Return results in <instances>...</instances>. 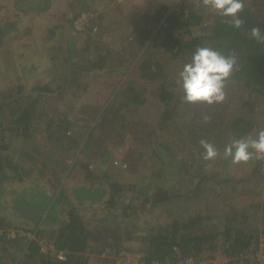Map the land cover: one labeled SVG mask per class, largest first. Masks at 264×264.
I'll list each match as a JSON object with an SVG mask.
<instances>
[{
    "label": "trees",
    "instance_id": "trees-1",
    "mask_svg": "<svg viewBox=\"0 0 264 264\" xmlns=\"http://www.w3.org/2000/svg\"><path fill=\"white\" fill-rule=\"evenodd\" d=\"M15 2L19 12L28 15L35 21L37 16L48 9L51 0H15ZM79 3L88 9L84 1ZM151 6L152 4L145 6L144 9L150 8L143 12L142 16L136 19L134 17L133 20L129 18L128 22L131 25L129 29L131 28L130 32L134 35V40L127 38V41L130 43L128 46L135 45V50H140L137 57V60H140L138 64L140 76L145 79V82H157L164 106L158 115L156 114V123L152 125L157 126L158 130L153 127L150 130L152 138L144 141L147 148H153L151 156L153 157L156 180L127 182L126 179H123L124 176L116 177L115 172L110 171V167H125L122 163L127 166L129 164L128 160L121 157L123 150L117 151L109 147L107 142L105 143L107 147L105 146L98 154V160L95 153L90 152L88 147L95 144L96 140L101 144L100 137L104 138V134H99L95 140L91 129L84 130L78 137L73 138L74 136L67 128L63 129L62 126H58L55 118L60 117V121L71 123L70 117L73 113H75V120L72 123L75 126H78L80 121L91 125L88 121L87 110L80 109L78 105L77 98L81 95L79 89L70 90V79L59 84V87H63L60 94L71 91L73 93L71 99H75L77 103L74 107H68L67 113L54 116L49 114L50 109L47 104L50 102H47L48 98L44 99L40 94L34 92H23L24 87L21 84L16 88L14 85L7 87L0 92V264H90V255L87 251L91 252L98 247L91 248V246L93 247V236L88 229V223L83 220V214L80 211L83 207H96L97 214L94 216L96 219L108 217L109 221V218H112L114 214L123 213L122 219L130 222L124 224L126 228L124 232L119 234L107 232L104 236L100 234L101 238L97 240L103 239L104 242H102V247L96 250L98 253L105 251L104 248L108 245L110 238L114 240L116 252L125 247L121 244L123 240L135 239L141 243L139 249L144 251L147 263L153 258H175L176 253L173 248L175 244L179 246L181 255L201 257L204 251H220L222 248L224 254L231 257L239 249L250 244L252 239L259 238L264 234V199L260 197L264 186L259 187L254 193L247 187H245L247 191L245 188L242 191L239 187L240 183L249 184L254 177L259 179L260 185H264L260 180L264 178V161H249L248 163H254L250 175L235 180L231 174L227 173L230 160H225L220 156L219 160L204 161L201 157L203 149L199 145L200 139H207L219 148L222 145L218 144V136L228 138L225 142L226 145L233 138L245 137L253 128L254 122H250L248 113L253 112L256 104L264 102V42L249 38L248 30L253 26H258L261 29V34L264 35L262 3L244 0V9L240 16L244 19L245 24L240 29H234L231 25L224 23L225 18L215 15L213 12L210 29L204 34L194 32V27L202 25L205 21L208 10L202 6L201 0H198L197 5L189 6L188 0H179L173 7L168 2L153 4L152 8ZM79 15L80 10L76 9L70 18L72 23L70 28L73 30L75 28L74 20ZM90 19V24L85 29H75L76 33L88 30L96 31L98 27L94 16ZM12 27H17L14 21H0V44ZM56 29L58 27L51 28L50 34L55 33ZM71 35L66 40L69 47L74 46L76 40V37ZM199 46L211 47L226 56H234L236 59L232 74L225 86V93H231L229 98L231 101L224 100L222 103L212 105L213 109L217 111L224 110V106H229V102L238 105V114L232 115L229 119L226 117L224 121L222 117L226 116L225 112L224 116L220 115L215 119L208 117L207 120H204L203 115L196 112L201 107L207 106V103L181 102L182 88L177 83L178 78L174 77L171 70H168L164 62L156 55L160 50L170 54V59L181 56V60L188 63L191 61L192 53ZM121 47L126 49L127 45ZM111 48L108 49L109 53L106 50L107 54L104 58L112 57L108 62L105 61L104 64L99 65L104 67L106 63L115 69L121 68L124 58H127L122 57V50L119 53L115 48ZM148 49L151 51L145 53ZM69 51V57L70 54L71 57H74V48H69ZM69 57L74 68L76 61L73 60V57L72 59ZM135 63L133 61L129 64L133 67ZM21 67L25 75L26 65L22 64ZM84 68L88 69L87 66ZM89 69L93 68L90 66ZM145 82L141 84V82L131 80L127 85L128 93L122 95V100H124L119 106V109H126V113L122 114L125 119L119 121L121 129L127 128L128 121L132 123L128 116L131 112V104L135 101L139 105L148 99L145 97V92L148 89ZM237 85L239 89L232 92V88ZM41 90L47 91L48 86ZM134 94L138 96V99L134 98ZM108 100L109 96L105 102ZM180 103L186 104V107L189 105L191 109L195 108L196 110L192 122L189 123L185 131L177 120ZM102 107L103 103L98 104L95 113L89 116L97 120V116H101ZM56 115L58 116L56 117ZM116 119L113 116L110 118V122L103 120L101 124H112ZM37 120L40 121V124L35 125ZM41 120H44L43 125ZM112 125L118 128L117 125ZM222 125L223 130L218 133L217 137H212L211 131ZM163 128L172 129L174 135L165 136L162 134ZM34 133L43 136L48 142H54L55 145L64 141L72 146L74 148L72 159L74 164L81 162L83 166H88L97 161V167L101 172L96 177L98 183L96 184V180L89 184L85 181L74 190V187L69 186L66 181L71 169L67 170L64 175H52L49 173L50 171L47 172L46 168L52 162L51 152L41 151L36 145L30 146L26 151L18 152L20 148L12 142L32 137ZM191 141L199 153L189 165L190 162L186 161L185 156L180 159L178 156L182 153L183 146ZM215 141L217 143H214ZM28 143H35V140L30 139ZM80 152L83 153L82 156H79ZM22 157L24 158L21 159ZM26 159L31 161L41 159L45 168L36 167L34 163L26 164L23 162ZM62 160H65L68 169L73 167V163L67 162L65 157H62ZM114 161L121 164L115 165ZM184 165L188 166V169L186 173L181 174L180 167ZM192 167L194 170H190ZM171 177L180 182L184 180L185 183H181L184 189L176 187L175 183L170 186L169 178ZM47 179L49 181H46ZM129 188H132L131 193L128 191ZM28 190L31 193L25 195ZM21 191H25V193ZM245 193L248 196H244ZM20 194L22 200L18 198ZM33 195L34 197H32ZM87 198H94V202L100 200L108 203L105 207H102L100 203L98 206L92 205L87 203ZM217 198L221 199L219 204H224L225 207L223 205L219 209L218 205H212L213 200ZM78 199L81 201L76 204ZM245 199L247 200L245 201ZM80 203L83 206L81 208L78 207ZM64 204L67 207L59 212L58 208ZM27 206L29 207L27 208ZM32 207L42 210V213L37 217L34 213L35 210H29ZM167 210L174 211L171 217L165 214ZM156 213H158L157 218H155ZM149 214L151 215L149 216ZM62 215H66L67 218H62ZM160 216L166 222L162 223ZM218 217L220 220H216ZM141 223H146V225L142 227ZM48 226L53 230L51 235L55 239L58 249L66 252L64 259L58 258L54 252L40 249L38 237L43 236L44 230ZM13 231L17 233L14 235ZM21 232L25 234H21ZM29 232L35 237L28 234ZM221 239L223 241L219 242ZM107 257L104 256L103 259L108 260L109 264H115V260L107 259ZM230 264H233V260Z\"/></svg>",
    "mask_w": 264,
    "mask_h": 264
},
{
    "label": "rangeland",
    "instance_id": "rangeland-1",
    "mask_svg": "<svg viewBox=\"0 0 264 264\" xmlns=\"http://www.w3.org/2000/svg\"><path fill=\"white\" fill-rule=\"evenodd\" d=\"M179 0H84V2L87 4L86 6H82L80 3H75L74 0H51V3L46 11H44L40 16H37L36 20H32L31 17H28V15H25L22 12H19L18 7L16 6L15 0H0V21L1 22H7L8 20L14 21L17 24V27H12L8 34L5 36L3 42L0 44V92L4 91L3 87H6V84H13L15 85V78L16 77H22L21 72V64L26 63L27 65L33 64V61L36 62V64H40L41 70L36 69V72H34L37 76L39 75V78H43L44 80L48 81L50 79H53L54 82L51 84V88H54L56 90H47L46 94H49V98L47 102H50V104H47V107L50 109V116H54L55 114L61 115L65 114L69 111L68 107H74L77 102H75V99H71L73 96L72 90L73 87L70 88V92H65L60 94V92L63 90V87H59V84H62V79H64V76L60 73V71H56V69H61L58 67V61L54 60L53 57L60 58L64 56L63 62L64 67L67 66L68 63V54L70 53L69 48L77 51L75 52V56L73 57V60H77V63H79V59L85 57L86 59H92L96 62H92L93 64L100 67L102 58L100 57L99 52L97 54L93 55L92 57L89 56L88 53H84L85 49L83 46H79L75 43L74 46L69 47V44L66 42H60L59 43H52L53 38L48 35V28H50L53 24H60L62 28L59 29H66L68 32H70L72 37H78L77 35L79 32L76 33L75 28H70L72 25L70 18L74 15V12L76 9L80 10V13L82 11L89 10L94 16L95 22L99 23L98 18L100 13L103 14L104 18H101L102 20L106 18V22L111 21L110 25L107 26L105 36L114 38L112 43L117 44L115 46L116 52H119L122 50V57L124 58L123 66L121 68L115 69L114 67H109L106 65L104 67H100V69L97 68L95 72L94 79L99 82L98 90L100 91L92 92L94 96H92L93 100H102L104 97V101L106 100L107 96H111V101L106 102L103 107L101 108V116H98L99 119L101 117V120L109 121L110 118L115 116L117 119L112 122V124H115L118 126L114 127L111 123H106L103 127V132L105 129L109 128L108 135L105 138L100 137L101 144L96 140V137L101 133L100 131H97L95 133V128L93 127L95 124L97 125L95 119H93L89 125V123H85L84 121L78 122V126H75L72 122L75 120V113H73L70 117L71 123H64L59 120L60 117H57L56 121L58 123V126H62V128H67L68 131L71 132V135L74 136L73 138L78 137L80 134H82V131L86 130L89 131L92 129V133L94 134L96 143L94 145H90L88 147L89 151L95 153V157L97 156V159L99 160L100 151L103 149L102 144H105L108 142L109 147H112L113 149H116L117 151L123 150L121 154V157L125 158V160L129 161V164L122 163L123 166H117L110 167V171H114L116 177H119L121 175L124 176L123 179H126L127 182H130L133 180L134 182H142V181H153L156 180L154 176V167H153V157L151 154L153 153V148H147V145L145 144V139H151L152 134L150 133V130L153 127H156V130H158L157 126H152L156 123L155 116L158 115L160 109H163L162 100L160 98V88L158 87L157 82H145V79L140 76V69L138 68V64L140 63V60H137V57L140 54V50L136 49L135 45L128 46L129 51L125 52V49H122L121 46H124L127 44V38L128 40H134V35L130 32L129 22H127L130 19H135L142 16L143 12H145L152 4H158L160 2H168L170 6H175ZM190 1V2H189ZM255 3H262L261 9L264 10V0H254ZM75 3V5H73ZM118 3V4H117ZM198 4V0H188V6ZM109 5L110 8H107ZM151 6V8H152ZM82 9V11H81ZM105 14V15H104ZM213 15V11L207 10L205 21L202 23V25H197L194 27V32L196 34H204L207 33L210 29V24L212 22L211 17ZM108 16V17H107ZM35 18V17H34ZM104 21V20H103ZM58 29V30H59ZM103 29V28H102ZM44 33V34H43ZM75 35V36H73ZM130 38V39H129ZM104 42V41H103ZM111 44V43H110ZM45 45L46 47H43ZM48 45H52L54 48L52 50L49 49ZM61 47H63L65 50L62 53L57 52V50ZM69 47V48H68ZM104 47V46H103ZM99 49L102 50V47ZM60 51V50H59ZM137 51V52H136ZM151 49H148L145 51V53H149ZM57 52V53H56ZM87 52V51H86ZM92 54V52H90ZM158 58H160L165 66H167L168 70H171V72L174 74V77H177L179 79L178 73L182 69L183 65L187 62H183L184 60H181L180 57H176L174 59H170L168 53H163L160 50L156 53ZM70 54V59H72ZM94 57V58H93ZM105 60V58H104ZM135 61L136 63L133 64V68H131L130 64ZM46 62H50L51 65H48V69L52 73H45L43 69V65H46ZM90 63V66L91 64ZM130 63V64H129ZM129 64V65H128ZM76 65V64H75ZM112 70H111V69ZM55 69V70H54ZM78 68L76 67V70ZM109 69V71H107ZM77 72V71H76ZM77 76V74H75ZM88 71L83 70V72L80 73L79 77L81 80H87ZM35 76V75H34ZM12 79V80H11ZM42 79V80H43ZM134 80L136 82H141L143 84L146 83L147 91L145 92V97L148 99L145 101V103H140L139 105L137 103H132L130 108L131 112L129 118L132 120V123L129 122V125L127 128H122L119 125V121H121L123 118L122 114L126 113V109H119V106L122 104V95L128 93L127 85H129L130 81ZM33 85L35 84L34 79L32 78ZM47 84V83H46ZM68 85L67 83H65ZM58 86V88H56ZM140 86V85H138ZM31 87V86H29ZM181 87V86H180ZM28 90V86L26 87ZM75 88V87H74ZM116 89V91H115ZM239 89V86L232 88V92L237 91ZM124 90H126L124 92ZM109 91V92H108ZM112 91V92H111ZM80 94L82 93V90H79ZM117 94V95H116ZM88 97L91 95V93L86 92ZM116 95V96H115ZM227 99L230 100L231 93L227 92ZM115 96V97H114ZM181 97V96H180ZM126 98V96H125ZM134 98L138 99V96L134 94ZM231 101V100H230ZM98 107V104L94 106V108ZM105 108V109H104ZM178 115L177 120L178 123L181 124V128L183 131L187 129V126L189 123L192 122V117L196 112H199L203 117H211L212 119L219 118L218 116L223 115L224 112L226 113V116L222 117L223 121L227 117L228 119L232 117L234 114H238V105L234 104V102H229V106H224V110H214L212 105H207L201 107L200 110L196 111L195 108L191 109L189 105L184 103H180L178 105ZM214 110V111H213ZM196 111V112H195ZM213 111V112H212ZM216 111V112H215ZM176 118V117H175ZM97 119V120H98ZM248 119H250V122H254L252 130L246 135V136H254L258 129L264 128V102L258 103L255 105L253 112L248 113ZM205 120V119H204ZM38 121V122H37ZM35 121V125L40 124V121ZM44 120H41V124L43 125ZM89 121V120H88ZM135 123L136 125H132ZM68 126V127H66ZM61 128V129H62ZM223 130V125L218 126L216 130L211 131L212 137H217L218 133ZM163 133L165 136H172L174 135L171 130H167V128H163ZM169 131V132H168ZM117 133V134H116ZM121 133V134H120ZM223 133V132H222ZM157 134V133H156ZM159 134V133H158ZM227 134V133H224ZM218 144H221L222 146L217 148L219 152L222 154L225 142L228 140V138H225V136H218ZM30 139H34L35 143H28ZM14 145L18 146L20 151H26L27 148L30 146L36 145V147L39 148L41 151L51 152L52 162L49 166H47L46 170L50 174H60L64 175L67 170H70L69 176L67 175V184L69 186L72 185L74 187L73 189L76 190L79 184L82 182H88L91 183L93 180H96V177L99 176L100 170L97 167V161L91 163L88 168H84V166L79 162L78 164H74L72 162L73 154H74V148L72 146H69L66 142L63 141V143H58V145H55L54 142H48L43 136L41 135H34L32 137L27 138H21L20 140H14L12 142ZM38 143V144H36ZM193 142H188L185 146L182 148V153L179 154L178 158L186 157V161L189 160L190 164H192V160L197 156L199 153L198 150L195 148V146L192 144ZM214 143H217L215 141ZM82 144V143H81ZM107 147V145H105ZM22 148V149H21ZM71 149V150H68ZM18 155L21 156L20 153ZM180 153V152H178ZM83 153H79V156H82ZM19 156V157H20ZM117 156V155H116ZM62 157L66 158L67 162L70 161L73 163V167L67 168V163L65 160H62ZM220 157V156H219ZM219 157L217 159L219 160ZM222 157V155H221ZM22 157L21 159H23ZM95 158V160H97ZM118 159V158H117ZM87 160V159H86ZM84 160V161H86ZM75 161V160H74ZM26 164L31 165V163H34L36 167H42V169L45 168V165L42 163L41 159L38 161L36 160H29L26 159ZM115 165L119 162L114 161ZM121 164V163H119ZM118 164V165H119ZM254 163H242L239 165H233L230 163L228 174H231L235 180L241 179V177H247L250 175L251 170L253 169ZM71 166V165H70ZM109 167V166H108ZM52 168H54L52 170ZM97 170H94L96 169ZM127 168V169H126ZM194 167L190 170H194ZM188 169V166L184 165L180 167V173L184 174L186 173ZM91 170V171H87ZM189 171V170H188ZM224 171V170H222ZM124 173V174H123ZM42 174V173H41ZM88 175V178H86L84 175ZM179 175V174H178ZM180 177V176H178ZM63 178V177H62ZM238 179V180H239ZM20 180V179H19ZM170 186L172 183L176 184V187L184 189L183 185L181 183H185L183 181H177L176 178L171 177L169 178ZM262 183H264V178L260 179ZM46 181H49L47 179ZM259 179L257 177H254L252 181L247 183H240L239 187L243 191L245 187L250 189L252 193L258 190L259 187L264 186L259 184ZM96 184L98 181H95ZM155 182V181H154ZM99 185V184H98ZM97 186V185H96ZM247 188H245V191H247ZM128 190L130 193L132 192V188H129ZM261 199H264V190H261ZM18 192V191H17ZM24 192L25 191H21ZM31 193L29 190L26 191L25 195H29ZM16 195V194H14ZM244 196H248L247 193L244 194ZM20 200H22V195L20 194L18 196ZM94 198H87V203L89 204H96L98 206V203L102 207H105L108 202H103L100 200H97L94 202ZM220 198H217L216 200H213L212 205H218L219 209L222 208L224 204H219ZM247 199H245L246 201ZM81 200H76V204L79 203ZM94 202V203H93ZM227 202V200H226ZM9 204V203H8ZM246 204V203H245ZM9 207V206H8ZM25 207V205H24ZM67 207L66 204L59 207L58 210H64V208ZM78 207H83L78 205ZM225 207V205H224ZM79 208V209H80ZM108 208L109 205H108ZM12 210V208L10 207ZM97 208H87L83 207L80 209L81 213L83 214V220L85 223H88V229H90L92 236H93V247L91 248H97L93 249L91 252L87 251V253L90 255V264H109L108 260L103 259L104 256H108L111 260L114 258H117L118 252H116V246L114 243V240L110 238L108 241V245L105 246V251L98 253L96 250H99L102 247L103 239L97 240L98 238H101L100 234H106L109 233H116L119 234L121 232H124L126 230L125 223H130L129 221H124L122 219V214H114L112 218H109V221L107 218H101L96 219L94 216L97 214L96 212ZM110 210V209H109ZM117 212V211H113ZM174 213L173 210H167L165 214L169 217ZM151 214H149L150 216ZM158 213H156L155 218H157ZM67 218L66 215H62V218ZM158 220V219H157ZM160 220L162 223L166 222L162 216H160ZM216 220H220V218H216ZM62 222V221H61ZM156 222V221H154ZM157 222V223H161ZM63 223V222H62ZM60 226V223H58ZM142 227L143 225H146V223H141ZM43 236H51L52 228L48 226L44 230ZM221 239L219 242H222ZM122 246L129 247V248H139L140 242L133 240H123ZM222 247V246H221ZM201 258L207 262V264H226L225 263V254L223 252V249L221 248L220 251H204L201 255Z\"/></svg>",
    "mask_w": 264,
    "mask_h": 264
},
{
    "label": "clouds",
    "instance_id": "clouds-1",
    "mask_svg": "<svg viewBox=\"0 0 264 264\" xmlns=\"http://www.w3.org/2000/svg\"><path fill=\"white\" fill-rule=\"evenodd\" d=\"M201 4L215 15L225 18L223 22L234 29H240L245 24L240 16L244 9V0H201ZM248 35L258 42H264V35L258 26L251 27ZM235 63L234 56H226L208 46L197 47L192 53L191 61L185 63L178 73L177 83L182 88L181 102L209 105L222 103L226 98V81L230 78ZM207 119L208 117H205V120ZM199 145L203 149L201 157L204 161H215L221 155L233 165L246 164L253 160L264 161V128L258 129L254 136L231 139L222 154L207 139H200ZM41 237L46 236L38 237V241ZM47 238L55 241L52 235Z\"/></svg>",
    "mask_w": 264,
    "mask_h": 264
},
{
    "label": "crops",
    "instance_id": "crops-1",
    "mask_svg": "<svg viewBox=\"0 0 264 264\" xmlns=\"http://www.w3.org/2000/svg\"><path fill=\"white\" fill-rule=\"evenodd\" d=\"M74 1H76L75 3H79V2L84 1V0H74ZM75 3L73 5H75ZM107 8H110L109 5L107 6ZM99 16L101 18H104L103 17V14H101V13H100ZM101 18L98 19L99 20V23L95 22L96 23V26L98 27L96 31L88 30V31H84V32H79V34L77 35L78 37L75 40V43L77 45H79V46H83L84 49H85V52L84 53H88L90 57H92L93 55L97 54V52L100 51L99 55L102 58L101 60H103V62L101 61L100 64H102V63L104 64L105 61L108 62L109 59L112 57V56H109L107 59L105 58V60H104V56L107 54L106 50L109 53L110 50H108V49L111 48V47L115 48V46L117 44L112 43L113 40H114V38H110V37H106L105 36L107 26H109L111 24L110 23L111 21L108 20V22H106L105 21L106 18L103 19L104 21ZM53 27H58V29L59 28H62L60 24H53L50 28H48V35H50L54 39L52 43H59V41L60 42H63V43L64 42L67 43L66 40H67L68 36L71 35V33L68 32V30H67V26H66V29L65 28L62 29V30L61 29H59V30L56 29V32L55 33H53V34L51 33L50 34V30ZM129 44L130 43L127 42V44H126L127 45V48L125 49V52L129 51V49H128V45ZM43 47H46V46L43 45ZM48 47H49L50 50H52L54 48L52 45H48ZM100 47H102V50L99 49ZM63 49L64 48L60 46V48L57 50V52H60V53L63 54V52H64ZM75 51H77V50L75 49ZM90 52H92V54H90ZM122 53H124V52H122ZM63 58H64V56H62L60 58H57L55 56L53 57L54 60L58 61V64H57L58 67L61 68V69H56V71H58V72L60 71V73L64 76V79H62V83H64V80L66 81L67 79H70L71 80V87H73V89L75 87L76 89L78 88L79 90H82L81 95L78 96V98H77V100H79L78 101V105H79L80 109L85 108V110H87V112H88L87 113V117H88L89 122H91L94 118L91 117V116H89V115H92L93 113H95L96 107L94 108V106L96 104H101V103H103V105H104L106 102L111 101V96L109 97V100L106 101V102L104 101V97H103L102 100H99L98 98H97V100H93L92 99V96H94V94L92 92H94V91H96V92L100 91V89L98 90V88H100L99 87V82L94 79V77L96 75L95 72H96L97 68L100 69V67L92 63V62H96L95 60H92L91 58L90 59H86L85 57L79 59V61H80L79 63H77V60H75L76 63H74V64H76V65H74L75 66L74 68L72 67V65L70 63V60H68L67 66L64 67ZM90 63H92L91 64V67L93 68L92 70L89 69L90 68ZM24 65H26V68H25L26 69V71H25V75L26 76L24 75V70L21 67L22 77H16L15 78V82L17 81L15 83V85H14L15 88L19 84H21L24 87L23 92H25V91L34 92L36 94H40L44 99L45 98H49L50 97L49 94H46L47 91L41 90V89L44 88V87H46V86H48V90H52V91L53 90H56L55 87L51 89V85L53 84L52 82H54V80L53 79H50V80L46 81V80H44L41 77L39 78V75L37 76L34 72H36V69L41 70V67H40V64H36L35 61H33V64H31V65H27L26 63H24ZM48 65L50 66L51 63L50 62H48V63L46 62V65H43V69L42 70L45 73H52L50 71L51 69L50 70L48 69ZM21 66H22V64H21ZM85 66H87L88 69H85L84 68ZM108 66L110 67L111 65H108ZM76 67L78 68L77 70H76ZM131 68H133V67H131ZM81 69H82V71H81ZM83 70L88 71V75H87V80L86 81L85 80L83 81L80 78H78L79 75H80V73L83 72ZM75 74H77V76ZM32 78L35 81V84L34 85L32 83ZM10 86H13V84H9L8 83V84H6V87H3V89L5 90L7 87H10ZM27 86H28V90L26 88ZM29 86H31V87H29ZM56 88H58V86H56ZM115 91H116V89H115ZM86 92H88V93L90 92L91 95L88 97L87 95H85ZM24 102H25V100H24ZM95 121L97 123V125L95 124L93 126L95 128V133L97 131H100L101 132L100 134H104L103 136L105 138L108 135L109 131H106V129H107L106 128L105 131L103 132V130H102L103 127L102 126H104L106 123L101 124V122H102L101 118L98 119V120H95ZM107 130H110V129L108 128ZM101 146H103V148H104L105 147V144H103ZM80 153H82V152H80ZM89 165H91V164H89ZM89 165L88 166H84V168H88ZM84 176L86 178H88V175L85 174ZM32 197H34V195ZM32 197H30V198H32ZM28 207L29 206H27V208ZM34 208L32 207L29 210H32V209L34 210ZM41 213H42V210L35 208V215L37 217ZM30 235H33V234L30 233Z\"/></svg>",
    "mask_w": 264,
    "mask_h": 264
},
{
    "label": "built area",
    "instance_id": "built-area-1",
    "mask_svg": "<svg viewBox=\"0 0 264 264\" xmlns=\"http://www.w3.org/2000/svg\"><path fill=\"white\" fill-rule=\"evenodd\" d=\"M92 14L89 10L82 11L74 20L75 29H85L90 24ZM96 28V27H95ZM14 235L15 231L12 232ZM20 234V232L18 231ZM21 234H25L21 232ZM33 236V235H32ZM42 251H51L56 253L57 257L64 259L66 252L58 249L56 242L47 237H41L38 241ZM176 253L175 258L166 257L164 259L153 258L147 263V258L143 250L139 248L124 247L115 258V264H207L201 257L196 255H181V250L177 244L173 246ZM264 264V234L259 238H254L246 247L239 249L234 256L225 255V263L230 264Z\"/></svg>",
    "mask_w": 264,
    "mask_h": 264
},
{
    "label": "water",
    "instance_id": "water-1",
    "mask_svg": "<svg viewBox=\"0 0 264 264\" xmlns=\"http://www.w3.org/2000/svg\"><path fill=\"white\" fill-rule=\"evenodd\" d=\"M34 210H35V208H34ZM34 212V211H33ZM35 213V212H34Z\"/></svg>",
    "mask_w": 264,
    "mask_h": 264
},
{
    "label": "flooded vegetation",
    "instance_id": "flooded-vegetation-1",
    "mask_svg": "<svg viewBox=\"0 0 264 264\" xmlns=\"http://www.w3.org/2000/svg\"><path fill=\"white\" fill-rule=\"evenodd\" d=\"M6 208V207H5ZM15 213V212H14Z\"/></svg>",
    "mask_w": 264,
    "mask_h": 264
}]
</instances>
